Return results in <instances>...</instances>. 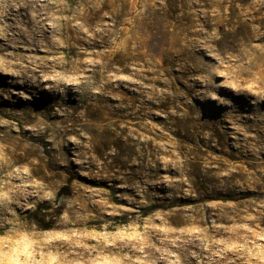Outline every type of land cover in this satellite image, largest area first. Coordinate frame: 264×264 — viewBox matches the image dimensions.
<instances>
[{"label": "rangeland", "instance_id": "obj_1", "mask_svg": "<svg viewBox=\"0 0 264 264\" xmlns=\"http://www.w3.org/2000/svg\"><path fill=\"white\" fill-rule=\"evenodd\" d=\"M0 264H264V0H0Z\"/></svg>", "mask_w": 264, "mask_h": 264}, {"label": "trees", "instance_id": "obj_2", "mask_svg": "<svg viewBox=\"0 0 264 264\" xmlns=\"http://www.w3.org/2000/svg\"><path fill=\"white\" fill-rule=\"evenodd\" d=\"M212 199H216V200H227L228 198H226V197H213Z\"/></svg>", "mask_w": 264, "mask_h": 264}]
</instances>
